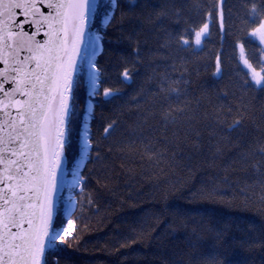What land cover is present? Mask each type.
I'll return each mask as SVG.
<instances>
[{"label": "trees", "instance_id": "trees-1", "mask_svg": "<svg viewBox=\"0 0 264 264\" xmlns=\"http://www.w3.org/2000/svg\"><path fill=\"white\" fill-rule=\"evenodd\" d=\"M263 21L264 0H99L91 150L72 219L59 205L54 220L73 228L46 264H264V83L239 56L262 70ZM86 94L81 64L67 159Z\"/></svg>", "mask_w": 264, "mask_h": 264}, {"label": "snow or ice", "instance_id": "snow-or-ice-1", "mask_svg": "<svg viewBox=\"0 0 264 264\" xmlns=\"http://www.w3.org/2000/svg\"><path fill=\"white\" fill-rule=\"evenodd\" d=\"M97 3L98 0H65L59 5L49 4L48 7L58 9L55 23L59 27L53 28L49 23L50 32L45 33L48 40L35 41V49L29 44L33 38L27 36V33H22V37L26 39L20 40H16L10 30L6 35L0 36V52L8 50L14 64L20 65L12 68L13 72L20 74L10 78L16 84L15 90L28 96L23 102L25 105L23 112L17 114L21 118L27 117V121L13 118L6 125L0 123V164L4 165L3 175L0 176V264H41V258L46 251L45 242L51 245L60 239V233L55 229L51 235L49 234V226L53 214V197L59 192L56 171L61 169L64 160L62 151H57L63 149L64 141L61 137L64 133L60 131L54 137L53 132L57 119L63 125L70 115L66 95L70 92V81L67 72L63 70L62 53L69 26L72 27L77 40L83 43L82 26L88 17L95 14ZM111 3L115 4V0H111ZM7 7L9 9L23 7L27 10L35 5L10 0ZM251 11L254 15L258 14L255 5ZM45 20L47 21L48 17H45ZM204 27L207 28V25ZM261 29H264V24L261 25ZM259 31L260 29H257V32ZM3 32L4 28L0 27V33ZM60 33H64L65 36L62 38ZM199 35L200 33H197V43ZM253 35H256V32ZM24 49L31 55H26L21 60L19 52ZM33 60L36 62L35 66L27 67ZM3 75V72H0V76ZM124 76L127 78L128 73L125 72ZM259 82L258 80L257 83ZM0 91H3L2 83ZM56 94L60 96L58 116L52 108ZM109 94V91L104 93L105 96ZM10 95V92H4L5 97ZM2 115L11 117L10 112H3ZM5 127L10 129L6 134ZM88 147L86 140L77 167L84 163ZM72 175L73 187L79 186L80 180L76 179L79 173ZM25 222L29 225L27 229L12 232L13 227L21 228Z\"/></svg>", "mask_w": 264, "mask_h": 264}, {"label": "water", "instance_id": "water-1", "mask_svg": "<svg viewBox=\"0 0 264 264\" xmlns=\"http://www.w3.org/2000/svg\"><path fill=\"white\" fill-rule=\"evenodd\" d=\"M117 1V0H116ZM10 0H0V27L4 28V32L0 33V36L6 35L7 32L10 30L16 40H20L21 38L26 39V37H22V33H27V36L32 37L33 40L29 42L31 47L35 49V41L44 42L48 40V36L45 33L50 32L49 23L52 24L53 28H58L59 25L55 23V19L57 18V7H48L49 4L52 5H59L65 2V0H16L21 4H34L35 7H29L27 10L25 8H12L9 9L7 4ZM99 2V0H98ZM98 4V3H97ZM59 11H63V9H59ZM9 12L11 15H9ZM45 17H48V20H45ZM93 15L87 18V22L82 26V35L81 39L83 43H80L75 35L73 34L72 27L69 26V30L67 33V38L65 40V47L62 53L63 56V70L68 74V80L70 81V92L67 95V106L70 111V115L65 120L64 124L61 125L59 123V119H57L56 127L54 128L53 135L63 131L64 135L61 137L64 141L63 149H57V151H62V156L64 158L63 164L61 165V169H57L56 171V179H57V186L59 188V192L55 197H53V214H52V221L49 226V234L51 235L55 216L58 210V201L59 197L63 188L65 173L67 168V161L64 156L65 148L68 141V134H67V126L72 114V97H73V89L74 84L76 81V76L81 64V60L83 58V53L85 51L86 42L89 36L90 25L92 21ZM60 36L63 38L65 36L64 33H60ZM9 43L11 44L12 41L10 40ZM14 46V45H13ZM79 53V55H77ZM102 53V49L99 47L98 51L95 53L93 57L98 58ZM31 55L27 51V49L21 50L19 52V59H23L24 56ZM7 63H4V61ZM35 61H30L27 67L32 68L35 66ZM19 67L20 65L14 64L12 56L8 54V50H4L0 52V72H3V76H0V83L3 85V91H0V123L8 124L11 122V119H23L27 121V117H18V113L23 112L25 105L24 101L28 99L27 95L22 94L20 91L15 90L16 84L10 79L12 76H17V74L12 71L13 67ZM4 92H10L11 95L8 97L4 96ZM19 101V103H17ZM53 111L59 115V108H60V96L56 94L54 96V100L52 102ZM3 112H10L11 117L3 116ZM10 129L5 127L4 133L6 134ZM53 144L55 145V139L53 140ZM13 159H15L13 157ZM50 162L52 160L51 153L49 154ZM3 168L4 165L0 164V176L3 175ZM7 183V181H6ZM31 195V193H30ZM76 210V209H75ZM75 210L72 211L70 214H65V218L67 221L71 220ZM29 227L28 223L25 222L21 228L13 227L11 230L12 232H18L23 229H27ZM18 242V241H17ZM46 244V251L44 256L41 258V264H44L45 256L49 245L47 242Z\"/></svg>", "mask_w": 264, "mask_h": 264}, {"label": "built area", "instance_id": "built-area-1", "mask_svg": "<svg viewBox=\"0 0 264 264\" xmlns=\"http://www.w3.org/2000/svg\"><path fill=\"white\" fill-rule=\"evenodd\" d=\"M116 2L117 1L115 0V4H116ZM97 37L102 39V33L93 32L92 34H89L88 39H90V40L92 38L97 39ZM98 41L100 42L99 43V47H100L101 46V40H98ZM81 61H83V58ZM86 71L87 72H85V84L87 86V94H86L85 112H84V115H83L82 120H81L82 121L81 143H80L79 150L77 153V158L74 161V165H72L71 168L68 166L69 163H68L66 155L64 153V156H65L66 161H67V168H66L63 188H62V191H61V194L59 197V201H58V206L61 205L62 212L65 214H70L72 211H74L76 209V206H77V198H76V194H75V189L78 186L73 187V175H72V173H76V172L79 173V176H77L76 179L80 180V183H79V185H80L81 184V171H82L83 166H84L85 162L87 161L89 154H90L89 153V150H90V142H89L90 120H91V115H92L93 106H94L93 100H94L95 95H96L98 88H99L100 72H99V70L96 66V63L93 59H91V62H88V65L86 67ZM89 106H91V107H89ZM86 140L89 144L88 155H87L84 163L82 165H80L79 167H77V165L80 164V157H81V154H82ZM61 231H63V229Z\"/></svg>", "mask_w": 264, "mask_h": 264}, {"label": "rangeland", "instance_id": "rangeland-1", "mask_svg": "<svg viewBox=\"0 0 264 264\" xmlns=\"http://www.w3.org/2000/svg\"><path fill=\"white\" fill-rule=\"evenodd\" d=\"M219 12H220L221 21L223 23L222 2L220 4ZM262 24H264V21L262 22ZM261 25L258 26L255 30H253L251 32V36L253 38H255L260 43V45L262 46V48L264 50V39H262V35H264V29H261ZM257 29H260V31L257 32ZM254 32H256V35H253ZM205 36H206V29H203L200 32V35H199V43H197V36H196V38H195V44L197 46H199L202 43V40H203V38ZM239 56H240V61H241L242 65H243V67L249 71V73H250V75H251L252 80L254 81V83L256 85H258V86L262 85L264 83V67L262 68V70H255L251 66L249 60L247 59L246 54L244 52V47L242 45L239 46ZM245 61H247V63H245ZM81 64L82 65L84 64V70H85V72H87L86 71V67L88 65V59L86 60V59L83 58V61H81ZM249 65L251 67H249ZM258 80L260 81L259 83H257ZM79 145H80V142L78 143L77 151L79 150ZM67 156H68V159L70 160V165H72L74 163V161L76 160V158H77L76 152H73V153H71V154H69ZM72 228H73L72 224L71 223H68L67 224V228H66L67 232H70L72 230ZM62 243H63V240H58V241H55L52 244V246L53 247H56V246L61 245Z\"/></svg>", "mask_w": 264, "mask_h": 264}, {"label": "bare ground", "instance_id": "bare-ground-1", "mask_svg": "<svg viewBox=\"0 0 264 264\" xmlns=\"http://www.w3.org/2000/svg\"><path fill=\"white\" fill-rule=\"evenodd\" d=\"M106 21V20H105ZM108 21V19H107ZM104 23H107V22H104ZM102 39H103V34H102ZM102 39L99 38L98 40H101V46L100 48L103 50V43H102ZM96 38H92L91 40L88 39L87 42H86V46H85V51L83 53V58L84 59H88V62H91V59H93L95 62L97 60V58L93 57L95 55V53L98 51L99 49V41H98ZM80 71V67H79V70H78V73ZM77 73V74H78ZM77 77V76H76ZM81 143V133H80V137H79V141L78 143ZM89 142H90V135H89ZM80 146V145H79ZM90 150H91V143H90ZM90 150H89V153H90ZM67 227H62L60 229V238L63 236V235H66L68 232L66 230ZM63 229V231H61ZM60 240V239H58ZM56 240V241H58ZM49 248V247H48ZM48 250V249H47Z\"/></svg>", "mask_w": 264, "mask_h": 264}]
</instances>
